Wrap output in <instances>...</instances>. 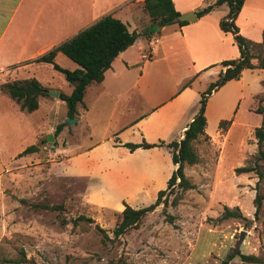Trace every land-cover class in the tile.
<instances>
[{
	"label": "rangeland",
	"instance_id": "374dc122",
	"mask_svg": "<svg viewBox=\"0 0 264 264\" xmlns=\"http://www.w3.org/2000/svg\"><path fill=\"white\" fill-rule=\"evenodd\" d=\"M117 1L119 18L130 1ZM55 62L77 67L62 53ZM32 76L47 90L71 92L51 64L32 61L0 71V84ZM256 76L243 74V96L235 111H217L227 89L210 97L204 130L212 138L200 136L194 142L198 162L184 166L195 187L184 191L176 206L159 204L137 228L118 238L113 229L123 208L146 206L166 188L174 170L169 149L123 153V147L116 146L123 139H146L137 126L131 128L139 115L121 114L125 98L118 100L113 89L108 95L100 85H90L70 124L66 103L58 96L47 93L39 98L38 108L27 113L0 95V264H222L229 256L227 264H253L242 262L238 253L257 255L264 264V199L258 216L253 204L257 191L264 194V173L259 178L253 171H234L244 165L264 171V140L251 147L249 139L261 123V115L250 109L259 90ZM194 87L198 92L186 115L198 107L207 85L197 81ZM221 120L227 121L223 127ZM121 125L128 126L116 131ZM29 145L37 149L19 155ZM172 197L167 194L169 201ZM36 203L43 208L34 209ZM225 206L241 216L217 221Z\"/></svg>",
	"mask_w": 264,
	"mask_h": 264
},
{
	"label": "crops",
	"instance_id": "0c3cea01",
	"mask_svg": "<svg viewBox=\"0 0 264 264\" xmlns=\"http://www.w3.org/2000/svg\"><path fill=\"white\" fill-rule=\"evenodd\" d=\"M129 1L127 10L119 19L130 31L141 32L150 24L148 15L142 10L143 0ZM172 1L174 8L182 14L189 11L195 13L212 0ZM120 4L117 0H0V71L33 62L39 55L106 14L116 16L121 10ZM134 12L143 15H135ZM226 12L227 6L222 4L182 26H162L160 36H153L149 40L139 36L115 57L111 67L104 72L103 80L89 84L86 90L90 85L97 84L108 95L110 89H113L118 100L125 98L126 104H123L120 113L139 115L133 119L131 128L137 126L147 142L157 143L163 140L168 143L179 140L197 110L196 106L186 115L198 92L194 83L203 81L208 85L225 69L220 64L221 61L239 57V49L231 33L219 28V19ZM138 21H141L143 28L138 27ZM235 24L242 36L260 42L264 29V0H244ZM59 53L61 52H57L55 58ZM251 62L256 64L257 60L251 59ZM147 64L151 66H146ZM246 71L257 73L259 81V90L253 95L255 103L250 108L255 112L259 106V97L264 92L263 68L244 69L238 79L229 80L213 91L206 100L205 115L210 97H214L222 89L227 90L217 104L218 113L223 109L226 112L235 111L239 98L243 96L244 86L240 81ZM108 81L113 83L108 84ZM188 81L189 85L185 86ZM0 95L4 94L0 91ZM220 116L222 115H218V118ZM127 126L121 125L116 131ZM228 131L226 129L225 133L228 134ZM152 134L153 138L149 137ZM249 139L251 147L257 145L254 134ZM125 142V139L119 140L120 144ZM127 150L126 147L122 148L123 153H127ZM137 150L145 149L137 148L133 152Z\"/></svg>",
	"mask_w": 264,
	"mask_h": 264
},
{
	"label": "trees",
	"instance_id": "16d2710c",
	"mask_svg": "<svg viewBox=\"0 0 264 264\" xmlns=\"http://www.w3.org/2000/svg\"><path fill=\"white\" fill-rule=\"evenodd\" d=\"M243 2L244 0H212L201 9L195 11V15L201 17L222 4L227 6V12L219 19L218 24L222 31L230 32L233 36V40L239 49V57L220 62L225 69L220 71L217 78L211 81L201 93L196 113L186 126L182 138L171 140L168 143H164L163 141L150 143L145 140L138 143L125 142L120 144L119 141L116 143V146L126 147L130 152H133L137 148L148 149L166 146L171 154L172 163L176 167L167 180L166 188L158 191L154 202L139 208H132L128 205L123 208L119 213L120 220L113 229L115 238H118L130 229L137 228L144 217L159 204L163 203L167 205L170 203L171 206H176L181 199V194L195 187L186 177L184 166L185 164L193 165L199 160L193 143L199 136L205 135V104L207 97L227 81L238 79L244 69H264V29L262 30L261 41L255 42L242 36L235 24V18ZM142 10L148 15L150 24L141 32L130 31L122 20L112 14H106L72 37L33 59V62L51 64L53 69L61 72L65 80L71 85L72 89L69 94L64 92H59L58 94L59 99L66 103L68 118L76 115L77 105L82 103L87 86L91 83H100L104 78V72L111 67V63L115 57L132 45L139 36H144L149 40L153 36H160L162 26L172 24L182 26L188 23V21L177 20V16L180 13L174 8L172 0H143ZM57 52H61L68 59L76 63L77 67L67 69L58 65L54 60ZM251 59H256L257 63L253 64ZM189 83L190 81L185 86L189 85ZM46 90L47 88L35 77L14 79L0 84L1 93L11 98L18 105L20 111L27 113L38 108L39 98L48 95ZM255 112L262 116L261 124L254 128V136L257 140V145L260 146L264 140V92L259 97V106ZM225 123L227 121L221 120L219 127H223ZM60 129L61 124H58L55 132L57 133ZM36 149L35 145H29L19 155ZM259 152L262 154L261 150ZM234 171L236 174L253 171L259 178L264 173V171H260L251 165L237 166L234 168ZM174 187L177 188L176 191L173 189ZM168 193L173 194L170 201L167 199ZM263 199L264 194L257 191L253 198L255 216H258L262 209ZM43 206V204L38 203L32 204V207L36 210L43 208ZM53 207L49 206V208ZM238 216H241L238 210L225 206L217 221ZM79 219L91 221V218H84V216H79ZM167 221L173 223V216L168 215ZM238 255L244 263L263 264L261 258L257 255L241 253H238ZM23 259L25 258L23 257ZM230 259L231 256L223 260L222 264H227Z\"/></svg>",
	"mask_w": 264,
	"mask_h": 264
},
{
	"label": "water",
	"instance_id": "95a60500",
	"mask_svg": "<svg viewBox=\"0 0 264 264\" xmlns=\"http://www.w3.org/2000/svg\"><path fill=\"white\" fill-rule=\"evenodd\" d=\"M197 17L195 15V13L193 11H189V12H186V13H182V14H179L177 16V20L179 21H193L195 20ZM160 24V23H159ZM46 92L48 94H50L51 96H54V97H57L58 96V91L57 90H46ZM71 118H67L66 119V123L67 124H70L71 123ZM48 140H52V136L49 134L48 137H47ZM244 235V232H242V234H240V240L242 239Z\"/></svg>",
	"mask_w": 264,
	"mask_h": 264
}]
</instances>
